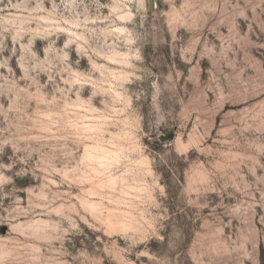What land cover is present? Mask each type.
<instances>
[{
  "label": "rangeland",
  "instance_id": "rangeland-1",
  "mask_svg": "<svg viewBox=\"0 0 264 264\" xmlns=\"http://www.w3.org/2000/svg\"><path fill=\"white\" fill-rule=\"evenodd\" d=\"M0 264H264V0H0Z\"/></svg>",
  "mask_w": 264,
  "mask_h": 264
},
{
  "label": "bare ground",
  "instance_id": "bare-ground-1",
  "mask_svg": "<svg viewBox=\"0 0 264 264\" xmlns=\"http://www.w3.org/2000/svg\"><path fill=\"white\" fill-rule=\"evenodd\" d=\"M124 56H127V54H123ZM104 58H106V60L110 63V64H118V63H121L122 61L121 60H119L116 56H113V55H106V57H104ZM122 73V72H121ZM114 75V74H113ZM124 75V74H123ZM125 79V78H124ZM86 149V148H85ZM92 151V150H91ZM91 151H90V149H89V147L85 150V155H86V157L87 156H91ZM96 156H98V155H96ZM93 157H94V155H93ZM88 158H91V157H88ZM91 204H93V203H91ZM90 204V205H91ZM89 205V206H90ZM96 206V205H95ZM90 207H92V206H90ZM94 207V206H93ZM96 209H97V207H96Z\"/></svg>",
  "mask_w": 264,
  "mask_h": 264
},
{
  "label": "water",
  "instance_id": "water-1",
  "mask_svg": "<svg viewBox=\"0 0 264 264\" xmlns=\"http://www.w3.org/2000/svg\"><path fill=\"white\" fill-rule=\"evenodd\" d=\"M171 129H173V127H171ZM172 137V134H168V136L164 137L165 140H168Z\"/></svg>",
  "mask_w": 264,
  "mask_h": 264
}]
</instances>
